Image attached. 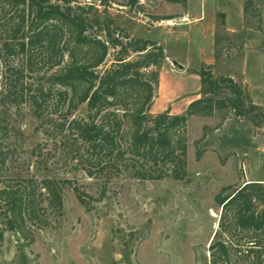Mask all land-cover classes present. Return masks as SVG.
I'll return each mask as SVG.
<instances>
[{"label": "rangeland", "instance_id": "rangeland-1", "mask_svg": "<svg viewBox=\"0 0 264 264\" xmlns=\"http://www.w3.org/2000/svg\"><path fill=\"white\" fill-rule=\"evenodd\" d=\"M201 1L69 0V6L82 8L101 26L112 27V36L117 34L122 41L123 36L139 35L159 40L161 45L154 42L172 58L167 61L171 67H177L171 60L185 58L194 67L191 51L177 43L189 35V30L182 33L189 25L167 27L160 20L185 13L193 21ZM209 1L205 0L206 4ZM263 6L264 0H248L244 27L231 34L224 29V15L215 14L213 54L223 62L216 60L217 64L206 67L216 82L201 84L199 101L186 119L184 174L179 178L119 176L100 201L90 202L89 210L83 209L64 184L58 206L42 187L43 178H72L86 184L93 179L58 158V147L54 150L51 136L26 104L12 106L13 129L0 137V264H264V228L239 227L232 216L233 206L221 210L214 199L216 194L231 195L245 182L264 181L263 114L258 107H250L251 100L238 79L231 80L247 98L232 107L236 94L219 79L227 77L229 68L242 67L245 37L259 36L264 45ZM169 29L173 32L164 31ZM87 33L107 39L96 25L87 28ZM107 47L100 68H108L118 55L117 47L110 43ZM136 56L130 52L128 58ZM41 57L36 53L32 79L46 82L54 67L42 65ZM10 58L21 64L25 55ZM159 66L139 69L153 87L152 100ZM82 112L79 107L77 113ZM155 113L149 109V114ZM37 143L49 147L47 153L43 149L41 155H34ZM12 196L24 203L13 212ZM253 208L255 215L262 205Z\"/></svg>", "mask_w": 264, "mask_h": 264}, {"label": "trees", "instance_id": "trees-1", "mask_svg": "<svg viewBox=\"0 0 264 264\" xmlns=\"http://www.w3.org/2000/svg\"><path fill=\"white\" fill-rule=\"evenodd\" d=\"M59 1L0 0V137L13 129L11 107L26 104L51 136L54 150L58 147V158L93 179L86 184L72 178H43L42 187L58 206L64 184L83 209L89 210L90 202L100 201L119 176L151 180L181 177L185 165L183 130L199 98L190 101L181 114H149L153 87L139 69L157 68L164 58L162 47L142 38L123 36L122 41L117 34L112 36V27L99 25L97 18H89L82 8L74 10L69 0ZM247 2H243V12ZM92 25L103 30L107 39L87 33ZM108 43L118 48V55L108 68H100ZM130 52L136 53L135 59L128 58ZM36 53H41L42 65L54 67L46 82L32 79ZM18 54L25 55L24 63L10 58ZM155 73L156 83L158 71ZM196 73L200 84L216 82L206 66ZM219 79L236 94L230 105H241L247 95L231 78ZM79 107H83L81 114L77 113ZM46 147L35 144L34 155L48 151ZM199 155L195 153V157ZM214 199L221 210L233 206L232 216L239 227L264 228L261 182H245L231 195L216 194ZM22 204L20 198L10 197L11 212ZM256 204L262 208L254 215Z\"/></svg>", "mask_w": 264, "mask_h": 264}, {"label": "crops", "instance_id": "crops-1", "mask_svg": "<svg viewBox=\"0 0 264 264\" xmlns=\"http://www.w3.org/2000/svg\"><path fill=\"white\" fill-rule=\"evenodd\" d=\"M216 12L224 15L226 34L243 29L242 0L224 1L220 4H216L213 0L206 4L205 0H202L196 9L193 21L190 19L189 23L181 24L189 25V29L182 30V33L189 30V35L182 38L183 40L177 41L182 47L185 46L191 51L195 57L196 65L190 67L188 59L185 58L175 59L177 67L169 66L167 61L172 58L164 52L165 49L163 50L161 46L164 58L157 73L156 96L151 101L149 109L152 108L156 113L166 111L170 115L183 113L188 103L196 99L200 92L201 84L196 73L200 66L212 67L217 64V61L223 62L219 58L217 60L213 54ZM260 20L262 22L261 27L264 28V6L260 10ZM164 31L172 33L173 29ZM192 32L196 35L194 38L190 37ZM139 37L160 44L159 40L144 38L141 35ZM242 46L243 53L242 58H240L242 67L233 66V68H229L227 77L233 81L241 80L251 100L250 103L257 106L264 115V45L261 44L259 36H256L253 39L245 37ZM252 46L255 49H252ZM256 46L259 47L256 48Z\"/></svg>", "mask_w": 264, "mask_h": 264}, {"label": "built area", "instance_id": "built-area-1", "mask_svg": "<svg viewBox=\"0 0 264 264\" xmlns=\"http://www.w3.org/2000/svg\"><path fill=\"white\" fill-rule=\"evenodd\" d=\"M190 19L188 18L187 15H178V16H171L168 18H164L160 20V23L163 26L167 27H173L181 24H187L189 23ZM263 184V194H264V181H260Z\"/></svg>", "mask_w": 264, "mask_h": 264}, {"label": "water", "instance_id": "water-1", "mask_svg": "<svg viewBox=\"0 0 264 264\" xmlns=\"http://www.w3.org/2000/svg\"><path fill=\"white\" fill-rule=\"evenodd\" d=\"M172 64H176L175 61L172 60Z\"/></svg>", "mask_w": 264, "mask_h": 264}, {"label": "bare ground", "instance_id": "bare-ground-1", "mask_svg": "<svg viewBox=\"0 0 264 264\" xmlns=\"http://www.w3.org/2000/svg\"><path fill=\"white\" fill-rule=\"evenodd\" d=\"M190 22V21H189Z\"/></svg>", "mask_w": 264, "mask_h": 264}]
</instances>
